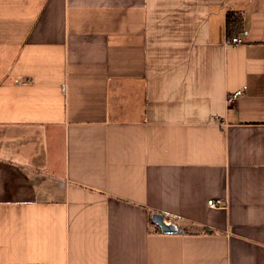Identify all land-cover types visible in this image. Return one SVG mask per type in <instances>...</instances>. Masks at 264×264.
Returning <instances> with one entry per match:
<instances>
[{
  "label": "crops",
  "instance_id": "1",
  "mask_svg": "<svg viewBox=\"0 0 264 264\" xmlns=\"http://www.w3.org/2000/svg\"><path fill=\"white\" fill-rule=\"evenodd\" d=\"M0 264H264V0H0Z\"/></svg>",
  "mask_w": 264,
  "mask_h": 264
},
{
  "label": "trees",
  "instance_id": "2",
  "mask_svg": "<svg viewBox=\"0 0 264 264\" xmlns=\"http://www.w3.org/2000/svg\"><path fill=\"white\" fill-rule=\"evenodd\" d=\"M245 32L244 16L239 11H228L226 14L227 39L238 38ZM180 233H186L185 230Z\"/></svg>",
  "mask_w": 264,
  "mask_h": 264
},
{
  "label": "water",
  "instance_id": "3",
  "mask_svg": "<svg viewBox=\"0 0 264 264\" xmlns=\"http://www.w3.org/2000/svg\"><path fill=\"white\" fill-rule=\"evenodd\" d=\"M152 220L165 234H177L180 232V229L177 227V225L174 223H167L165 216L161 213L153 214Z\"/></svg>",
  "mask_w": 264,
  "mask_h": 264
},
{
  "label": "built area",
  "instance_id": "4",
  "mask_svg": "<svg viewBox=\"0 0 264 264\" xmlns=\"http://www.w3.org/2000/svg\"><path fill=\"white\" fill-rule=\"evenodd\" d=\"M241 42V40L239 38H233L231 41H230V44L233 45V46H236L238 45L239 43ZM243 93V90H239L237 91L233 96H231L229 98V101H234L236 98H238L241 94ZM224 201L221 200V199H217V200H214V199H211L208 201V205L209 207H223L224 206ZM167 223H172V220L171 219H166Z\"/></svg>",
  "mask_w": 264,
  "mask_h": 264
}]
</instances>
